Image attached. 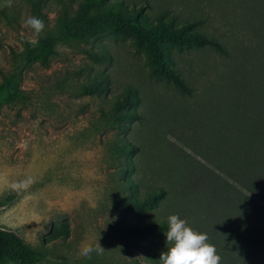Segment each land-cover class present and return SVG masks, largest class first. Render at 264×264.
<instances>
[{"label":"rangeland","instance_id":"obj_1","mask_svg":"<svg viewBox=\"0 0 264 264\" xmlns=\"http://www.w3.org/2000/svg\"><path fill=\"white\" fill-rule=\"evenodd\" d=\"M107 1L0 0V228L34 264H159L143 227L178 214L220 264H264V0Z\"/></svg>","mask_w":264,"mask_h":264},{"label":"clouds","instance_id":"obj_2","mask_svg":"<svg viewBox=\"0 0 264 264\" xmlns=\"http://www.w3.org/2000/svg\"><path fill=\"white\" fill-rule=\"evenodd\" d=\"M11 3V0H9ZM24 24L31 29L38 38L45 29V23L37 16H28ZM38 39L29 41L33 46L38 43ZM34 181L31 178L20 181L13 185L16 190H27ZM166 251H161L159 264H220L221 257L217 254L216 247L209 243L207 233L194 230L186 220L180 218L178 214H170L167 219ZM104 247L96 244H83L79 249V254L87 259H91L92 254L102 255Z\"/></svg>","mask_w":264,"mask_h":264},{"label":"trees","instance_id":"obj_3","mask_svg":"<svg viewBox=\"0 0 264 264\" xmlns=\"http://www.w3.org/2000/svg\"><path fill=\"white\" fill-rule=\"evenodd\" d=\"M86 4L81 7L83 10L90 6L94 5L96 3L98 9H104L106 6L107 12L110 14H118L120 10V3L117 2H109L107 0H85ZM115 11V12H114ZM131 15H129L127 12L126 14L128 15L127 17L134 18L135 21L138 20V17L141 14V11L139 10H134V8L131 10ZM134 26L137 27L138 24L135 22ZM96 28L93 31H100L102 28L100 25H96ZM189 26H184V32L183 34L187 33L189 30ZM188 34V33H187ZM189 38L192 41H195L198 44H210L214 46L215 48L217 47L219 49V44L214 42L213 40H210L206 37H203L199 34H190ZM30 47H33L32 44L28 43ZM51 45V43H45L43 46ZM41 58V62H44L45 56L43 52L38 53ZM165 76L170 81H173L176 86L179 87V89L184 92L186 90V87L184 86L183 82L181 79L178 77L176 74H172L169 72H165ZM93 91H98L96 88ZM239 164V163H238ZM244 166L247 175H252V170L251 174L248 173L247 167L245 166L244 163H240ZM264 164V162L262 163ZM257 165V164H256ZM260 165V164H259ZM257 167V166H256ZM157 196H149L147 198V201L151 199H156V197H159L162 195V191H158ZM167 230V224L165 223H158V224H153V223H148L144 225L143 227V233L145 234H154V233H162ZM257 230H261L262 233H264V226H260L257 228ZM257 233V232H255ZM8 260H12L18 264H34L40 260V255L34 251L21 237H19L16 233L10 230H6L3 228H0V264H6Z\"/></svg>","mask_w":264,"mask_h":264}]
</instances>
